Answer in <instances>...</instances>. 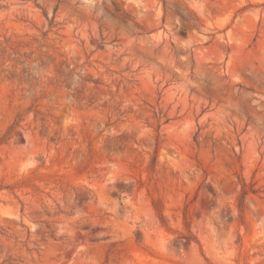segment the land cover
Here are the masks:
<instances>
[{
    "label": "rangeland",
    "instance_id": "obj_1",
    "mask_svg": "<svg viewBox=\"0 0 264 264\" xmlns=\"http://www.w3.org/2000/svg\"><path fill=\"white\" fill-rule=\"evenodd\" d=\"M0 264H264V0H0Z\"/></svg>",
    "mask_w": 264,
    "mask_h": 264
}]
</instances>
